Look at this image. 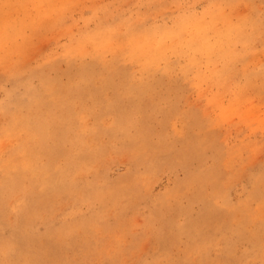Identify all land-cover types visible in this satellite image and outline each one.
Here are the masks:
<instances>
[{"label": "rangeland", "instance_id": "374dc122", "mask_svg": "<svg viewBox=\"0 0 264 264\" xmlns=\"http://www.w3.org/2000/svg\"><path fill=\"white\" fill-rule=\"evenodd\" d=\"M0 264H264V0H0Z\"/></svg>", "mask_w": 264, "mask_h": 264}]
</instances>
